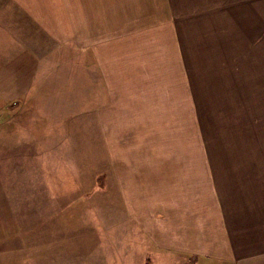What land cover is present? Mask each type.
<instances>
[{
  "label": "crops",
  "instance_id": "crops-1",
  "mask_svg": "<svg viewBox=\"0 0 264 264\" xmlns=\"http://www.w3.org/2000/svg\"><path fill=\"white\" fill-rule=\"evenodd\" d=\"M141 2L136 11L127 0L122 14L119 0H0V111L28 93L32 113L49 111L51 96L39 101L36 94L53 93L48 79L78 67L72 92L81 96L73 109L81 115L93 108L95 124L111 141L109 218L97 204L107 197V180L80 194L98 205L89 222L81 206L78 229L86 242L94 236L101 264H264V148L254 151L248 172L237 165L236 187L228 192L217 187L224 178L215 165L198 164L197 149L176 148L183 109L194 108L197 117L199 108L193 17L182 21L177 0ZM78 31L72 56L68 38ZM214 52L231 53L225 43ZM58 106L39 118L51 128L49 117L62 120L68 108ZM61 240L47 264H63ZM13 244L0 246V264L30 256ZM85 252L78 262L70 257L71 264H81Z\"/></svg>",
  "mask_w": 264,
  "mask_h": 264
},
{
  "label": "rangeland",
  "instance_id": "rangeland-1",
  "mask_svg": "<svg viewBox=\"0 0 264 264\" xmlns=\"http://www.w3.org/2000/svg\"><path fill=\"white\" fill-rule=\"evenodd\" d=\"M141 1L134 0L136 11L141 9ZM177 3L184 23L187 14H192L193 41H198L201 55L196 56L198 122L194 108L189 113L183 109L176 148L197 149L198 164L215 165L216 172L224 178L217 187L228 192L236 187L233 182L239 173L237 165L242 164L248 172V164L255 159L254 151L264 148V0H177ZM127 6V0H119L122 14L129 10ZM54 8L58 9V5L54 4ZM222 20L224 24L220 23ZM74 36L68 38L69 52L77 56L79 31ZM221 43L228 45L231 53L225 56L212 53V48L217 49ZM75 62L76 66L80 63ZM78 77V67L65 70L63 77L54 73L48 84L56 90L36 94L39 101L43 96H51L50 112L60 111L61 104L68 107L64 108L62 120L59 115L49 117L50 121L55 119L52 128L51 123L39 119L49 111L37 109L32 113L29 93L16 96L21 101L0 111L4 113L0 116V246H14L16 242L15 247L29 251L30 256L19 249L26 257L22 264H47L49 252L61 239L66 241L64 251H59L60 254L63 251V264H71L70 257L78 262L84 249L88 257L82 263L101 264L94 236L86 242L78 223L82 205L86 207L88 222L94 219L98 205V213L109 218L111 141L95 124L93 108L81 115L73 109L81 96L78 91L72 92L77 90ZM220 165L228 167L223 169ZM97 180L109 181L103 193L107 197L99 199L100 191L98 205L94 197L86 201L80 197ZM55 263L58 264L57 260Z\"/></svg>",
  "mask_w": 264,
  "mask_h": 264
},
{
  "label": "trees",
  "instance_id": "trees-1",
  "mask_svg": "<svg viewBox=\"0 0 264 264\" xmlns=\"http://www.w3.org/2000/svg\"><path fill=\"white\" fill-rule=\"evenodd\" d=\"M146 264H152L151 260L149 259Z\"/></svg>",
  "mask_w": 264,
  "mask_h": 264
}]
</instances>
